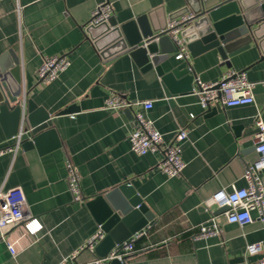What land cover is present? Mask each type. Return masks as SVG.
<instances>
[{"label":"crops","instance_id":"0c3cea01","mask_svg":"<svg viewBox=\"0 0 264 264\" xmlns=\"http://www.w3.org/2000/svg\"><path fill=\"white\" fill-rule=\"evenodd\" d=\"M99 1L0 0V55L11 50L18 58L27 97L49 112L60 141L59 147L44 152L21 146L15 155L0 154V189L21 187L26 214L42 224L35 235L24 233L20 223L0 229V264H91L99 257L95 249L84 248L71 257L98 226L86 201L125 182L155 219L146 233L139 232L125 264L254 262L259 255H248L245 248L264 241L255 210L251 223L239 225L222 218L219 235L193 236L196 226L210 215L201 204L203 199L219 189L247 185L244 169L258 156L253 149L255 118L264 123V87L255 85L251 104L202 109L190 92L171 90L153 69L142 71L129 53L104 63L95 38L86 31ZM110 1L109 20L116 25L148 14L153 26L162 28L180 13L198 9V0ZM220 1L202 0L205 8ZM259 35V42H251L226 62L216 49L194 55L187 49V56L177 59L171 52L161 65L175 80L190 74L192 87L195 77L211 82L231 69L245 71L252 81L264 79V25ZM54 55L66 56L70 64L54 80L42 83L36 71L45 57ZM112 92L130 100H151V108L133 110L153 121L164 142H170L179 127L187 131L181 143L185 167L180 175L167 177L161 172L159 151L138 155L130 149L132 111L104 109V100ZM71 105L76 111L58 114ZM10 142L0 123V147ZM66 160L80 175L81 201H74L68 188ZM2 233L13 244L15 255L1 240Z\"/></svg>","mask_w":264,"mask_h":264},{"label":"water","instance_id":"95a60500","mask_svg":"<svg viewBox=\"0 0 264 264\" xmlns=\"http://www.w3.org/2000/svg\"><path fill=\"white\" fill-rule=\"evenodd\" d=\"M193 13L194 18L183 22L180 31L191 55L216 49L226 62L251 42L261 40L259 31L264 25V0H221L208 8L204 7L202 0H198V9ZM96 29L100 31L94 36L92 31ZM86 31L91 38H95L104 63L115 56L129 53L142 71L153 69L171 90L191 92L190 74L175 80L172 72L164 71L161 63L169 59L176 45L169 30L166 27L155 28L148 14L119 25L110 20L97 25L88 24ZM166 95L170 96L168 92ZM215 107L219 106L211 110ZM76 108L71 105L58 114L70 113ZM128 111L131 113L130 109ZM21 118L25 131L22 147L34 146L39 152L59 147L60 141L49 112L27 97L19 60L10 50L0 55V123L7 138L17 132ZM86 206L104 233L95 246V253L99 257L106 256L131 235L146 233L155 222L154 215L129 182L91 196ZM222 210L217 209L214 213ZM124 259L121 262L112 258L109 264H125Z\"/></svg>","mask_w":264,"mask_h":264},{"label":"built area","instance_id":"2783aa9c","mask_svg":"<svg viewBox=\"0 0 264 264\" xmlns=\"http://www.w3.org/2000/svg\"><path fill=\"white\" fill-rule=\"evenodd\" d=\"M19 5L16 6L17 14ZM112 15V2L110 0H100L91 11L88 24L97 25L108 21ZM194 18L193 12L182 13L177 18L171 19L166 24V29L176 45L175 58L180 59L187 56V48L183 37L180 35L182 23ZM70 64L68 58L64 55H54L45 57L39 65L36 74L38 80L42 83H48L54 80ZM260 84L264 87V79L257 81L249 80L245 71L228 70L220 78L211 82L201 81L195 77V86L191 89L193 95L202 109L209 106H237L251 104L254 102L253 89L255 85ZM104 109L109 111H122L130 109L134 120V128L128 135L130 149L138 154L144 155L159 151L161 153L157 167L167 177L180 175L185 162L181 158V143L187 139V131L182 128L175 130L170 142L163 141L162 134L154 126L151 119L147 118L142 111L135 107L149 109L152 107L151 100H130L120 93L112 92L104 100ZM190 117H193L191 114ZM257 131L253 136V149L256 152L257 159L247 164L243 176L247 185L242 188L232 187L231 190L219 189L209 197L203 199L201 204L210 212L209 217L200 222L196 228L197 232L194 238H206L220 234V224L223 218L228 223H237L244 225L251 223L254 219L251 211L255 210L257 219L262 223L264 230V177L261 172L264 171V123L260 117L254 121ZM23 122L19 124L17 132L10 137V143L0 147V154L10 152L13 155L20 149L23 142ZM67 184L74 201L82 200L80 187V175L69 160H66ZM217 214L212 213V209H222ZM26 201L21 187H12L7 190L0 189V229L7 224L20 223L23 232L27 235H35L42 229L41 222L31 215L26 214ZM140 233L134 234L130 239L118 244L116 248L110 251L104 257L93 259L91 264H106L112 258H117L121 262L134 251V241ZM104 237V233L97 226L96 230L80 245L72 254L75 255L84 248L94 251L96 244ZM1 240L4 241L12 255L16 251L12 243L6 240L4 234H1ZM245 251L248 255H259V257L250 264H264L263 241L250 243ZM65 260V259H63Z\"/></svg>","mask_w":264,"mask_h":264},{"label":"trees","instance_id":"16d2710c","mask_svg":"<svg viewBox=\"0 0 264 264\" xmlns=\"http://www.w3.org/2000/svg\"><path fill=\"white\" fill-rule=\"evenodd\" d=\"M135 244H136V242H135Z\"/></svg>","mask_w":264,"mask_h":264}]
</instances>
